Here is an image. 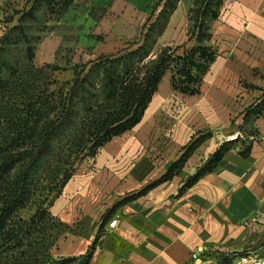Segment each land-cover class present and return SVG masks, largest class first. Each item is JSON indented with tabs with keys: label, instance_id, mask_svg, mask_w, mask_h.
<instances>
[{
	"label": "crops",
	"instance_id": "0c3cea01",
	"mask_svg": "<svg viewBox=\"0 0 264 264\" xmlns=\"http://www.w3.org/2000/svg\"><path fill=\"white\" fill-rule=\"evenodd\" d=\"M198 1L178 0L157 47L183 55L197 44L190 19ZM166 4L75 0L63 23L77 37V58L93 61L139 41ZM209 34L205 46L215 57L197 92L174 89L167 71L141 121L64 186L50 212L73 232L53 258L85 255L97 241L91 264H191L194 254V264H224L208 257L213 252L230 256L228 264L264 259V0H223ZM63 42L61 33L46 38L38 59L54 60ZM199 139L182 168L160 182ZM228 142L217 166L190 184Z\"/></svg>",
	"mask_w": 264,
	"mask_h": 264
},
{
	"label": "trees",
	"instance_id": "16d2710c",
	"mask_svg": "<svg viewBox=\"0 0 264 264\" xmlns=\"http://www.w3.org/2000/svg\"><path fill=\"white\" fill-rule=\"evenodd\" d=\"M222 1H198L190 19L197 44L189 52L180 55L179 49L171 47L154 52L178 2L167 0L138 48L79 66L75 79L66 83L69 87L59 91L48 85L46 69L32 63L25 67L16 60L12 32L4 38L0 48V264H91L97 241L85 255L52 257L61 238L73 232L50 212L73 176L72 161L94 157L114 137L133 129L167 71L173 73L174 89L188 95L197 92L201 75L215 57L205 43ZM74 2L65 0L60 14H66ZM32 10L20 24L31 18ZM21 27L14 31L26 38ZM200 142H191L160 182L181 169ZM232 147V142L222 145L190 184L212 171ZM248 148L242 156H247ZM231 261L226 258L221 263Z\"/></svg>",
	"mask_w": 264,
	"mask_h": 264
},
{
	"label": "rangeland",
	"instance_id": "374dc122",
	"mask_svg": "<svg viewBox=\"0 0 264 264\" xmlns=\"http://www.w3.org/2000/svg\"><path fill=\"white\" fill-rule=\"evenodd\" d=\"M64 2L65 0H0V48L4 38L12 32L11 35L15 36L17 41V47L12 48L14 49L16 60L25 67L32 63L35 68L46 69L47 83L49 82L48 85H51L52 91L68 88L69 86L66 87V83H71L75 79L76 73L78 74L80 71L77 68L86 65L90 61L86 58L78 59L76 56L74 44L77 37L71 27L64 25V16L60 14V7ZM30 7L31 9L28 11ZM33 8L34 10H32ZM31 10V18L27 17L25 24H20V20L27 14H30ZM19 25L22 26L21 29L23 28L26 38H24L23 34L18 37L20 31H14ZM147 30L148 26L144 27L139 41L128 43L127 47L122 49L121 52L126 50L134 51L138 48L142 44L140 42H143V37ZM58 33H61L64 42L56 52L55 59L52 60V57L38 59V51L43 47L44 40ZM165 48L157 47L156 43L154 52L156 54ZM151 58L155 59L156 55H153ZM49 67L56 70H51ZM143 74L144 71L142 72ZM99 151L100 149L96 155ZM96 155L92 158L83 156L77 158L76 156L77 159H73L72 161L74 162L72 175H74L81 165L90 164ZM208 257L222 262V260L230 256L225 257V255H218L213 252L212 256ZM194 260L192 258L191 264H194Z\"/></svg>",
	"mask_w": 264,
	"mask_h": 264
},
{
	"label": "built area",
	"instance_id": "2783aa9c",
	"mask_svg": "<svg viewBox=\"0 0 264 264\" xmlns=\"http://www.w3.org/2000/svg\"><path fill=\"white\" fill-rule=\"evenodd\" d=\"M117 225V221H114L110 224V228H114ZM193 258H197V254L193 255ZM254 264H264V259H256L254 260Z\"/></svg>",
	"mask_w": 264,
	"mask_h": 264
}]
</instances>
